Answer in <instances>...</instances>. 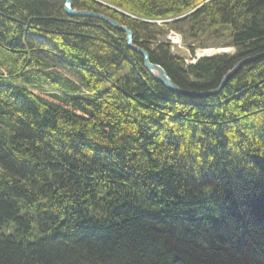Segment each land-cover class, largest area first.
Returning a JSON list of instances; mask_svg holds the SVG:
<instances>
[{
  "label": "trees",
  "instance_id": "1",
  "mask_svg": "<svg viewBox=\"0 0 264 264\" xmlns=\"http://www.w3.org/2000/svg\"><path fill=\"white\" fill-rule=\"evenodd\" d=\"M71 3L186 92L264 52V0ZM64 7L0 0V264H264V57L174 93Z\"/></svg>",
  "mask_w": 264,
  "mask_h": 264
},
{
  "label": "water",
  "instance_id": "2",
  "mask_svg": "<svg viewBox=\"0 0 264 264\" xmlns=\"http://www.w3.org/2000/svg\"><path fill=\"white\" fill-rule=\"evenodd\" d=\"M65 2V7H64V12L65 14H67L68 16H77V17H89V18H95L98 20H101L105 23H107L109 26H111L112 28L121 31L125 34V40H126V44L127 46L133 50L136 51L137 53H139L142 56V61H143V65L144 68L150 73L151 76H153L156 80H158L160 83H162L164 85V87L174 93H185V94H189V95H199V96H207V95H212V94H216L220 91V89L222 88V86L225 84V82L231 77L233 76L243 65L258 59V58H262L264 57V52L258 53L256 55L253 56H247L244 57L240 60H238L231 69H229L227 71V73H225L218 85L216 86V88L210 90V91H205V92H199V93H192V92H186L181 90L172 80L171 78L168 76V74L166 73V71L158 64L152 63L149 59V55L148 53L143 50L142 48L135 46L132 42V31L130 29H128L127 27L117 23L115 20H113L112 18L100 14V13H96V12H92V11H87V10H78V9H74L71 3V0H63ZM198 56V55H197ZM207 55H200L198 57H206Z\"/></svg>",
  "mask_w": 264,
  "mask_h": 264
},
{
  "label": "rangeland",
  "instance_id": "3",
  "mask_svg": "<svg viewBox=\"0 0 264 264\" xmlns=\"http://www.w3.org/2000/svg\"><path fill=\"white\" fill-rule=\"evenodd\" d=\"M64 6H65V2H64ZM156 22L158 24H160L159 21H156ZM165 37H166V40L171 45V48H170L171 49V52L173 54H176V55H179L180 57H182L184 59V62L187 63V64L193 63L196 59L201 58V57H198V56L205 55L204 53L198 54L199 53L198 51H200V50L212 49L213 52L207 53L206 54L207 56H213V55L222 54V53H233V51H234V47H232V46H226V47H208V48H203V49H197L196 52H195L194 57H191L190 54H189V52H188V50L184 46V43H183L182 38H181V36H180L179 33H177L176 31H174L172 29H169L168 30V33L166 34ZM56 69L58 71H60V72L63 73V70H62L61 67L58 66ZM225 73H227V71Z\"/></svg>",
  "mask_w": 264,
  "mask_h": 264
},
{
  "label": "bare ground",
  "instance_id": "4",
  "mask_svg": "<svg viewBox=\"0 0 264 264\" xmlns=\"http://www.w3.org/2000/svg\"><path fill=\"white\" fill-rule=\"evenodd\" d=\"M217 50V49H216ZM199 53L198 54H202V53H204V54H207V53H211V52H213V50L212 49H208V50H200V51H198ZM199 96V95H198Z\"/></svg>",
  "mask_w": 264,
  "mask_h": 264
}]
</instances>
